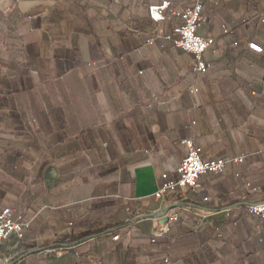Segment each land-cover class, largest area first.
<instances>
[{
    "label": "crops",
    "instance_id": "1",
    "mask_svg": "<svg viewBox=\"0 0 264 264\" xmlns=\"http://www.w3.org/2000/svg\"><path fill=\"white\" fill-rule=\"evenodd\" d=\"M162 1L0 0V212L23 215L0 264H264L245 215L264 202V0H208L203 74L166 38L180 19L150 18ZM187 138L245 159L201 175L153 241Z\"/></svg>",
    "mask_w": 264,
    "mask_h": 264
},
{
    "label": "built area",
    "instance_id": "2",
    "mask_svg": "<svg viewBox=\"0 0 264 264\" xmlns=\"http://www.w3.org/2000/svg\"><path fill=\"white\" fill-rule=\"evenodd\" d=\"M187 2V6L183 3ZM208 0H179L175 5L172 0H163L159 4L149 7V16L155 22L165 21L169 16L180 19L167 39L194 56V71L198 74L207 72L211 63L207 61L204 54L215 42L212 37H205L199 34L198 28L207 17L205 7ZM264 21V18L262 19ZM150 39L149 42H152ZM249 47L259 53L263 52V47L250 42ZM191 93H196L197 89L191 87ZM187 147V155L177 169L179 177L170 178V173L165 172L163 185L156 191L155 197L160 203V207L153 216L159 224L152 231L151 239L167 234L170 222L178 219L176 214L170 213V208L174 204H179L187 198L190 192L198 193L202 189L200 176L206 173H223L230 162H243L245 156L233 159L213 157L205 160L201 156V147L196 145L192 138L183 140ZM245 215H255L264 218V202L251 203L245 207ZM166 219V221H165ZM23 229V215L16 213L14 207H5L0 212V241L7 240L14 235H20ZM10 259H6L9 261Z\"/></svg>",
    "mask_w": 264,
    "mask_h": 264
},
{
    "label": "water",
    "instance_id": "3",
    "mask_svg": "<svg viewBox=\"0 0 264 264\" xmlns=\"http://www.w3.org/2000/svg\"><path fill=\"white\" fill-rule=\"evenodd\" d=\"M165 221H166V219H165Z\"/></svg>",
    "mask_w": 264,
    "mask_h": 264
}]
</instances>
